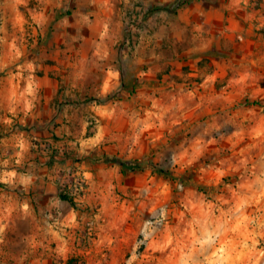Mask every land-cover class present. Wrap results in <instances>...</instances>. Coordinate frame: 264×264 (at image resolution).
<instances>
[{
	"label": "rangeland",
	"instance_id": "1",
	"mask_svg": "<svg viewBox=\"0 0 264 264\" xmlns=\"http://www.w3.org/2000/svg\"><path fill=\"white\" fill-rule=\"evenodd\" d=\"M177 1L0 0V264H264V0Z\"/></svg>",
	"mask_w": 264,
	"mask_h": 264
},
{
	"label": "trees",
	"instance_id": "2",
	"mask_svg": "<svg viewBox=\"0 0 264 264\" xmlns=\"http://www.w3.org/2000/svg\"><path fill=\"white\" fill-rule=\"evenodd\" d=\"M189 3V0H178L177 1V8L178 9H183L184 7L187 6V4ZM164 10V9H170L168 6H164L161 8V10ZM153 11V10H152ZM107 161L108 162H117L119 163L121 169H122V172L123 173H127L128 171H131V172H135V171H138V170H142L144 169L145 167L143 165H141L138 161H122V160H112L111 158H107ZM159 169V171L161 173H164L165 174V170L162 169V168H157ZM62 197L65 199V200H68L70 201L73 205H75V201L73 198L65 195V194H62Z\"/></svg>",
	"mask_w": 264,
	"mask_h": 264
},
{
	"label": "crops",
	"instance_id": "3",
	"mask_svg": "<svg viewBox=\"0 0 264 264\" xmlns=\"http://www.w3.org/2000/svg\"><path fill=\"white\" fill-rule=\"evenodd\" d=\"M249 0H221L223 5V15L225 12L229 10L232 13H235L236 11H239L242 8V4L248 2ZM196 17V16H195ZM227 27V26H226ZM225 33V29L223 30ZM62 122L64 121V117L62 116Z\"/></svg>",
	"mask_w": 264,
	"mask_h": 264
}]
</instances>
